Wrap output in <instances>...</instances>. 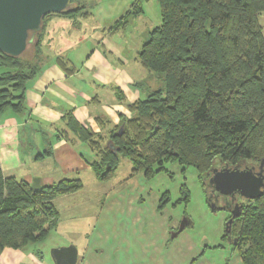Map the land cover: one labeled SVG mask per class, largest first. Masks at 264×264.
<instances>
[{"label":"trees","instance_id":"16d2710c","mask_svg":"<svg viewBox=\"0 0 264 264\" xmlns=\"http://www.w3.org/2000/svg\"><path fill=\"white\" fill-rule=\"evenodd\" d=\"M157 4L161 22L149 30L137 58L146 70L159 73L164 85L128 104L131 116L110 131L106 144L90 140L97 150L91 166L105 181L115 174L121 158L130 161L132 174L141 172L147 178L166 171L164 163L176 161L198 171L209 202L212 167H256L264 160V35L259 23L264 0ZM82 7L70 0L69 8L57 14L83 16ZM139 11L134 6L128 13ZM50 14L43 17L29 55L0 51V110L22 108L26 83L45 59L41 49ZM81 187L80 179L64 178L33 191L26 181L4 176L0 169V252L43 240L59 219L53 199ZM181 191V200H187V188ZM168 198L163 193L160 208ZM239 199L240 214L223 238L230 237L242 264H264V191L255 199Z\"/></svg>","mask_w":264,"mask_h":264},{"label":"crops","instance_id":"0c3cea01","mask_svg":"<svg viewBox=\"0 0 264 264\" xmlns=\"http://www.w3.org/2000/svg\"><path fill=\"white\" fill-rule=\"evenodd\" d=\"M141 4L134 5L140 8ZM82 11L79 18L83 17L86 28L65 22L57 28L52 25L58 26L60 18H49L42 40L45 59L26 83L22 108L0 110V169L4 176L22 179L30 186L34 178L40 186L78 178L82 187L53 199L59 219L43 240L21 248L4 247L0 264H54L49 247L68 244L77 248L76 264H168L171 241L183 229L170 237L180 222L164 215L169 201L159 206L166 192L154 210L142 213V194L129 182L139 172L132 174L131 164L124 182L107 186L100 183L115 174L99 180L91 166L97 150L90 140L106 144L110 131L131 116L128 104L152 91L145 81L150 73L137 58L148 38L146 29L139 32L136 24L112 15L109 8ZM260 15L264 35V10ZM88 20L96 23L88 24ZM105 20L112 23L107 25ZM70 37L75 40L65 45V38ZM89 184L95 187L87 207L82 201ZM186 237L190 240L188 234ZM202 255L204 250L181 257L183 264H194Z\"/></svg>","mask_w":264,"mask_h":264},{"label":"rangeland","instance_id":"374dc122","mask_svg":"<svg viewBox=\"0 0 264 264\" xmlns=\"http://www.w3.org/2000/svg\"><path fill=\"white\" fill-rule=\"evenodd\" d=\"M78 2L83 6L80 11L84 9L96 11L98 8H101V10L106 8L112 9V15H116V17L121 19L125 18L131 25L136 24V30H139V32L146 29L145 37L148 36L147 28H153L161 22L157 0H144L143 2H139L138 0H78ZM140 3H142L139 8L140 11L136 13L137 18L135 19V14H129L128 11L134 10V4ZM73 5L75 6L74 3ZM139 13H142V15ZM261 15L259 16L260 20H262ZM49 18H60V22L57 23L58 26L52 23V26L57 28H59L63 22L69 26L71 24H77V27L82 25V28H86L85 23L80 19L83 17L79 18L76 12L71 13L68 17L54 13L50 14ZM87 22L88 24L96 23L91 20H88ZM104 22L107 23V25L112 23L107 20ZM66 28L68 29V27ZM63 32L65 35L66 30H63ZM65 39L67 40L65 45H71L75 40L72 37ZM59 40L63 41L64 37L59 36ZM41 51L43 52V49H41ZM29 52L30 51L26 50L25 55H29ZM148 72L150 73V77L148 76L145 81H147L149 88L151 90L162 88L164 84L161 80L160 74L153 71ZM128 164L131 163L127 158H121L114 177L110 181L100 184L107 186L110 182H124L125 180L123 176L125 170L128 169ZM220 165L217 164L214 167L219 168ZM163 166L166 168V171L164 170L158 172L150 178L143 176L142 173L139 172L132 177L129 182L131 187L136 188L135 192L142 194V198L144 199V202L141 205L142 213L148 214L150 209L154 210L157 200L163 192H166L169 197V202L165 205L163 212L164 215L167 217L170 216V218L179 222L182 220L185 222L186 218L192 222L191 226L186 225L180 234H178L176 238L172 239L168 255V264H183L182 257H187L190 252L192 257L200 250H204V255L195 260L194 264H199L201 262H209L210 264H241L238 248L234 247L230 238H223L228 211L223 209L212 211L210 209L209 203L207 202L204 184L202 183V179L200 178L198 171L192 166H182L176 161L164 163ZM257 166L258 164H256V169ZM240 167H243V165ZM183 186H185L188 190L187 200H181L182 195H184L181 191ZM94 187V184H89L88 191L83 197L82 203L84 205L86 203L87 207L91 205L90 199L88 198H90V196L92 197ZM209 193L210 187L208 186V194ZM92 199L94 201V197ZM179 199L180 201L173 205V202H176ZM240 200L243 199H239V201ZM75 209L78 210V208ZM186 234L189 235L190 240H188ZM65 241L67 242V240ZM76 242L81 244V240H77ZM49 249H51V247H49ZM80 249L82 248L80 247ZM179 251L185 252L180 255ZM174 253L175 256H173ZM187 264H189V262H187Z\"/></svg>","mask_w":264,"mask_h":264},{"label":"water","instance_id":"95a60500","mask_svg":"<svg viewBox=\"0 0 264 264\" xmlns=\"http://www.w3.org/2000/svg\"><path fill=\"white\" fill-rule=\"evenodd\" d=\"M69 6L70 0H0V51L10 56L22 55L35 42L36 34L42 29L43 17L67 10ZM207 185L215 197L223 196V204L220 206L212 201L209 203L212 211L228 209V197L236 201L224 226V231L229 232L233 217L241 211V203L236 199H255L264 191V160L260 161L257 169L247 163L243 167L239 164L230 166L228 163L221 164L219 168L212 167ZM40 188L39 179L34 178L31 189L38 191ZM191 223L190 220H182L178 228L170 232V237L176 236ZM50 256L54 264H76L77 248L73 244L53 247Z\"/></svg>","mask_w":264,"mask_h":264},{"label":"flooded vegetation","instance_id":"af4514ba","mask_svg":"<svg viewBox=\"0 0 264 264\" xmlns=\"http://www.w3.org/2000/svg\"><path fill=\"white\" fill-rule=\"evenodd\" d=\"M236 200L239 201L238 198ZM211 201L215 202L218 206H220L221 204H223V196L222 195H218L217 197H215L214 194L209 193V202L208 203H210ZM226 202L230 206L228 209H225L226 211H228V216H227V219H228L231 216L230 210L232 209L233 203L236 202V201L235 200H231L230 197H228L226 199Z\"/></svg>","mask_w":264,"mask_h":264}]
</instances>
